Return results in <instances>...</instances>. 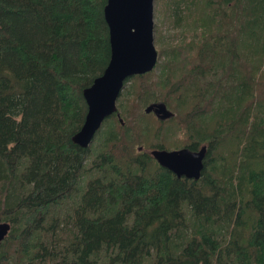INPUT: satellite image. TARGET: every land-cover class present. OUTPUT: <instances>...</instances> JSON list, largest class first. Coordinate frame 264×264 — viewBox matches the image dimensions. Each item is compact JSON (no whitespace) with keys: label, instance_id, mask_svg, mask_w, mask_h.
<instances>
[{"label":"trees","instance_id":"obj_1","mask_svg":"<svg viewBox=\"0 0 264 264\" xmlns=\"http://www.w3.org/2000/svg\"><path fill=\"white\" fill-rule=\"evenodd\" d=\"M105 2L0 0V264H264V0H164L184 45L126 77L81 147ZM203 144L197 179L150 153Z\"/></svg>","mask_w":264,"mask_h":264},{"label":"water","instance_id":"obj_2","mask_svg":"<svg viewBox=\"0 0 264 264\" xmlns=\"http://www.w3.org/2000/svg\"><path fill=\"white\" fill-rule=\"evenodd\" d=\"M154 0H106L103 14L108 26L110 54L102 73L94 77L82 93L87 110L80 128L71 140L86 147L103 120L117 110V97L126 77L151 70L158 52L153 36ZM159 118H167L172 111L164 102H151L145 107ZM151 155L176 176L199 178L204 167L206 145L197 149L152 148ZM10 229V223L0 221V243Z\"/></svg>","mask_w":264,"mask_h":264},{"label":"rangeland","instance_id":"obj_3","mask_svg":"<svg viewBox=\"0 0 264 264\" xmlns=\"http://www.w3.org/2000/svg\"><path fill=\"white\" fill-rule=\"evenodd\" d=\"M164 0H159L157 4L153 5V22L154 26H156V34L154 33L153 29V36H154V45L163 49L164 47H171V46H183L184 45V35L182 30H172L174 28L169 27L168 18L164 16ZM187 40V38L185 39ZM175 128L170 127L168 132H166V137L169 144H174V142L179 143L183 140V136L177 135V131ZM179 132V131H178ZM175 146V145H174ZM176 147V146H175ZM171 146V148H175ZM180 147V146H179Z\"/></svg>","mask_w":264,"mask_h":264}]
</instances>
